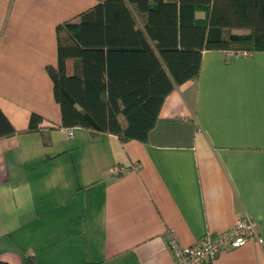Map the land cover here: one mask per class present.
<instances>
[{"label":"crops","instance_id":"crops-1","mask_svg":"<svg viewBox=\"0 0 264 264\" xmlns=\"http://www.w3.org/2000/svg\"><path fill=\"white\" fill-rule=\"evenodd\" d=\"M100 1L0 0V111L16 131L0 137V262L172 264L168 231L192 246L249 217L262 242L217 263L264 264V52H203L199 78L166 97L147 143L70 137L48 67L57 27ZM33 114L42 122L29 132Z\"/></svg>","mask_w":264,"mask_h":264},{"label":"trees","instance_id":"trees-1","mask_svg":"<svg viewBox=\"0 0 264 264\" xmlns=\"http://www.w3.org/2000/svg\"><path fill=\"white\" fill-rule=\"evenodd\" d=\"M57 41L48 73L62 126L147 143L166 97L199 78L203 52H264V0H103L58 26ZM41 122L33 114L28 131ZM13 134L0 111V137Z\"/></svg>","mask_w":264,"mask_h":264},{"label":"built area","instance_id":"built-area-1","mask_svg":"<svg viewBox=\"0 0 264 264\" xmlns=\"http://www.w3.org/2000/svg\"><path fill=\"white\" fill-rule=\"evenodd\" d=\"M228 58L249 57L252 54L246 51H226ZM68 135H74V129H66ZM120 169L115 173L119 174ZM255 220L249 217L239 218L235 225L219 234H207L192 246H183L179 243L173 231L167 232L169 247L173 254L172 264H218L219 255L227 250L238 249L250 240L262 242L259 237Z\"/></svg>","mask_w":264,"mask_h":264}]
</instances>
